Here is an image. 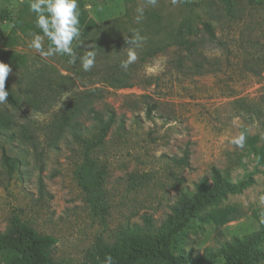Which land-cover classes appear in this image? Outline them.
I'll use <instances>...</instances> for the list:
<instances>
[{
    "label": "rangeland",
    "instance_id": "obj_1",
    "mask_svg": "<svg viewBox=\"0 0 264 264\" xmlns=\"http://www.w3.org/2000/svg\"><path fill=\"white\" fill-rule=\"evenodd\" d=\"M78 6L96 25L81 39L96 52L89 72L67 56L40 57L28 47L32 35H18L16 51L26 64L6 79L18 106L0 105V233L19 221L56 239L54 262L79 264L97 239L113 244L158 235L179 195L215 168L228 182L253 183L203 207L210 221L194 219L174 251L187 264H220L221 245L264 228V163L246 141L243 148L231 142L241 132L253 139L262 128L264 0H78ZM1 13L8 14L0 21L3 36L18 16L35 24L28 0H0ZM203 23L216 41H208ZM190 26L199 34L195 53H178L173 40ZM136 31L145 39L125 71V37ZM73 46L78 56L91 50ZM91 109L112 110L116 122L91 152L104 171L101 186L84 190L77 174L83 153L70 125L89 127ZM186 150L187 168L175 163Z\"/></svg>",
    "mask_w": 264,
    "mask_h": 264
},
{
    "label": "trees",
    "instance_id": "obj_2",
    "mask_svg": "<svg viewBox=\"0 0 264 264\" xmlns=\"http://www.w3.org/2000/svg\"><path fill=\"white\" fill-rule=\"evenodd\" d=\"M7 19L8 14L1 13L0 21ZM95 27L94 22L85 16H80L81 39L86 38ZM194 31V28L190 26L186 32L180 31L175 37L172 45L178 53L185 52L187 55L195 53L197 47L195 39L199 37V34ZM202 31L208 41H216L213 29L208 23L202 24ZM31 33L42 34L35 24L24 22L21 16L15 19L7 35L3 36L0 29V62L10 65L11 68H23L26 57L16 51L18 35ZM47 43L45 39L46 47ZM5 90L9 91L7 104L17 107L18 100L6 81ZM150 115L151 109L148 108L146 116L150 118ZM88 116L92 121L90 126L82 128L81 123L75 122L70 125V135L80 144L83 153V165L77 172L79 184L84 190L87 184L95 190L101 186L104 171L97 167L91 158V152L103 146L116 121L115 114L110 109H106L104 113L91 109ZM261 125V132L256 134V137L252 139L245 136L247 144L254 148L256 160L264 163V117ZM188 158L189 151L186 150L183 157L175 163L187 168ZM1 160L7 167H11L13 163V160L5 153H2ZM252 183L253 180L250 177L237 183L228 182L219 170L212 168L209 177L199 179L191 193L179 195L171 207L172 214L166 218L158 235L146 234L144 237L130 235L113 244H106L101 239H97L92 250L87 253L86 259L79 264H104L106 255L113 257L114 264H187L185 258L174 251L176 237L188 228L194 219L201 222L210 221L209 216L202 214L203 207L224 200L229 195L239 194ZM144 223L150 227L149 219H144ZM56 242L54 237L39 235L32 228L15 221L8 231L0 233V264H64L54 262L51 258ZM263 243L264 228L242 239L224 243L220 246L219 254L222 258L220 264H258L264 261Z\"/></svg>",
    "mask_w": 264,
    "mask_h": 264
},
{
    "label": "clouds",
    "instance_id": "obj_3",
    "mask_svg": "<svg viewBox=\"0 0 264 264\" xmlns=\"http://www.w3.org/2000/svg\"><path fill=\"white\" fill-rule=\"evenodd\" d=\"M150 2L155 4L156 0H150ZM177 2L178 0H172L173 4ZM28 9L35 15V27L42 33H31L32 39L28 44L30 49L45 59L54 56H67L70 64H76L79 60L82 71L92 70L96 63V52L92 46H85L84 41L81 40V11L78 0H28ZM138 13L139 15L135 17L137 23L143 16L142 10L138 9ZM45 39L48 42L47 47H45ZM144 39L138 31L134 32L130 39L125 37V43L129 47L125 48L126 57L120 62L122 70L127 71L136 62L138 58L136 48ZM74 42H76L77 48L86 47L91 50H84V54L78 56L73 46ZM11 71L10 65L0 62V105L7 104L9 91L5 90V81ZM245 141L246 136L241 132L231 142L243 148ZM259 204L264 206V195L259 197ZM261 218L264 220V211L261 212ZM104 264H114L113 257L106 255Z\"/></svg>",
    "mask_w": 264,
    "mask_h": 264
}]
</instances>
